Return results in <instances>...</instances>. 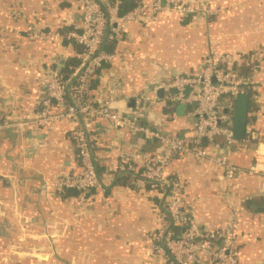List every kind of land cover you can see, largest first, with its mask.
<instances>
[{
  "label": "crops",
  "instance_id": "0c3cea01",
  "mask_svg": "<svg viewBox=\"0 0 264 264\" xmlns=\"http://www.w3.org/2000/svg\"><path fill=\"white\" fill-rule=\"evenodd\" d=\"M153 1L137 0V6ZM183 2L219 12L211 18H181L172 12L148 10L143 22L127 24L119 47L124 59L103 68L99 88L105 97L114 98L111 107L125 116L130 102L122 99L123 93L150 94L152 86L177 72L197 74L211 52L244 54L248 59L263 54L257 85L249 89L253 95L247 123L259 140L239 144L229 158L245 171L231 195L237 206L247 200L246 209L238 206L243 212L235 231L237 262L264 264V0ZM80 13L76 0H0V122L10 113L36 111L42 97L41 79L51 70L52 57L76 55V48L65 42H29L25 28L65 31L78 24ZM241 65L237 75L248 77L249 66ZM163 96L164 92L158 93L160 105L154 112L160 113ZM176 107L180 110L175 116L160 113L159 117L169 131L183 134L190 131L187 115L193 107ZM48 134L53 147L37 146L40 152L34 154L32 140L25 150L20 136L0 130V264H148L150 238L164 229L166 219L158 213L161 203L155 192L138 189L129 174L112 172L118 157L107 148L116 147L113 136L98 135L102 146L96 152L97 171L102 188L86 195L79 206L77 197L65 202L49 199L42 189L72 172L77 159L67 124H57ZM122 143L128 147L120 148L131 150L129 144L141 146L144 139L123 133ZM167 173L183 183L190 213L203 230L225 227L230 213L220 170L206 161L175 158ZM199 264L220 263L202 258Z\"/></svg>",
  "mask_w": 264,
  "mask_h": 264
},
{
  "label": "built area",
  "instance_id": "2783aa9c",
  "mask_svg": "<svg viewBox=\"0 0 264 264\" xmlns=\"http://www.w3.org/2000/svg\"><path fill=\"white\" fill-rule=\"evenodd\" d=\"M76 1L81 11L78 24L65 31L54 28L42 30L28 25L25 37L32 43L65 42L79 47L80 52L76 55L80 61L78 66L65 82L47 70V75L41 79L43 90L38 109L30 114L6 115V120L0 122V130H22L31 126L51 133L57 124H67L68 138L78 150L76 168L50 182L46 194L51 199L57 198V190L76 191L79 206L85 201L86 195L102 188L96 153L102 141L96 134V124L158 142L163 149L156 154L117 146L107 148L117 153V162L112 169L115 175L129 174L138 189L148 188L155 192L158 199L164 195L158 213L163 220L166 219V226L150 238L148 264H199L202 258L220 264H238L234 246L240 210L231 195L237 178L245 171L232 162L229 153L239 144L250 143L247 134L251 131L250 127L246 128L244 141L234 140V99L242 94L248 95L250 87L257 85L256 77L263 54L248 59L244 54L217 55L211 52L203 60L202 69L197 74L176 75L152 86L150 94L134 91L123 93L122 99L133 102V108L138 111L145 110L148 102L158 101L160 91L168 93L165 101L193 107L187 115L192 123L190 131L179 135H161L112 112L114 98L110 95L105 97L101 90L103 98L98 105L86 101L84 97L90 88V79L97 71L124 59L119 47L124 40L126 26L132 22H143L148 10L154 13L172 12L181 18L187 15L211 18L217 15L218 9L190 5L183 0H154L149 5L141 3L121 13L119 0ZM15 15L20 16L19 13ZM242 63L250 64L248 77L237 75L235 68ZM218 138L220 141H216ZM175 158L206 161L220 170L230 213L223 229L203 230L194 220L185 199L183 183L167 173ZM172 227L179 229L177 234L172 231Z\"/></svg>",
  "mask_w": 264,
  "mask_h": 264
},
{
  "label": "trees",
  "instance_id": "16d2710c",
  "mask_svg": "<svg viewBox=\"0 0 264 264\" xmlns=\"http://www.w3.org/2000/svg\"><path fill=\"white\" fill-rule=\"evenodd\" d=\"M119 2H120L119 3V11L121 13L129 11L138 5L137 0H119ZM187 16L184 18H190V15H187ZM74 47L76 48V55H77V53L80 52V48L76 47V46H74ZM76 55L74 57H66V58L55 57V56L52 57V65H51L52 75L54 77L58 78L60 81L65 82L70 77V75L73 73V71L75 70V68L78 66V64L80 62ZM242 64H246V63H242ZM246 65L250 66V64H246ZM248 66H246V67H248ZM242 67L243 66L241 65L238 68H236L238 74H239L240 70L242 71V69H241ZM106 68H108V67H106ZM102 70L97 71L96 74L90 79V88L84 97L86 101L93 103L95 105L96 104L98 105L100 103V100L103 98V95L101 94L100 88H99V80L101 78V74H102L101 71ZM245 72H246L245 74L249 73L248 70H246ZM177 73H178V75H186L184 72H177ZM167 95H168V93L164 92L163 98H166ZM252 95H253V92H251V91L248 92L249 97H252ZM224 103H226V102L224 101ZM148 104H149V106H147L145 111H138V110H135L133 107H128L129 114H127L125 116L120 111L114 110L113 108H111V111L116 113L121 118H128L131 121H133L139 125H142V126H145L147 128H150L151 130L157 131L161 135L170 136V135H179L180 134V133H177L173 130L169 131L167 129L168 124L159 117L160 113L164 114V115H168L170 113V114L175 116L176 112L179 113V110H180L178 107H176V106H178V104L165 101V103L160 108V113L154 112L155 108L158 107L156 105H160L159 101H152ZM250 107H251V99H250ZM95 129H96V134L99 136H101V135L107 136L108 134H111L113 136L112 142L114 143V146L122 147V148L128 147V146L123 145V143H122V135L124 133L122 130L112 129V128H109L108 126L105 129V128H102V126L100 124H96ZM135 135H137V134H135ZM247 139L250 143L251 142L252 143L257 142L259 140L257 132L253 131L252 133L247 134ZM216 141H220V139L218 138V139H216ZM154 143L158 144L154 140H144V143H142L141 146L129 144L128 149H131V150L133 149V150H136V151H139L142 153L144 152L146 154H156V153L161 152L163 147L160 144H158V145L155 144L156 146H154ZM152 146L155 148L154 150H152V151L146 150L147 148H150ZM72 149H73L74 154H76V158H77L76 161H77L78 160V157H77V153H78L77 151L78 150H77L75 144H73V143H72ZM124 178L125 177L122 176L120 178V180H123ZM56 194H57V200L58 201H64V202L77 197L76 191L57 190ZM240 212H243V211H240ZM172 231L175 234H177L179 229H177L176 227H172Z\"/></svg>",
  "mask_w": 264,
  "mask_h": 264
},
{
  "label": "water",
  "instance_id": "95a60500",
  "mask_svg": "<svg viewBox=\"0 0 264 264\" xmlns=\"http://www.w3.org/2000/svg\"><path fill=\"white\" fill-rule=\"evenodd\" d=\"M73 80L74 78L70 80L71 84ZM160 94H162V91H160ZM129 106L132 107L133 102H130ZM249 107H250V97L247 94H242L235 97L234 108H233V138L236 142H242L246 139V128L248 123ZM6 131L11 133L13 137L20 136L25 143V150H26V144L30 143V140H32L35 151V153L33 152L34 154H38L40 152V150L36 149L37 146H42L45 149H47L53 147L54 144L51 134L44 133L40 130L32 128L31 126H27L22 130L6 129ZM47 142H49V144H47ZM29 153L31 154L32 152ZM42 189L43 191H46L44 190L45 186H43ZM163 197L164 195L159 198L160 203H162ZM246 201L247 200H243L244 203ZM243 204L240 203L238 205L242 210L246 209V207Z\"/></svg>",
  "mask_w": 264,
  "mask_h": 264
}]
</instances>
